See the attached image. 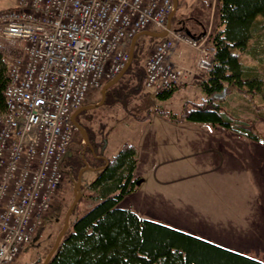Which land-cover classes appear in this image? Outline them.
<instances>
[{
	"label": "rangeland",
	"instance_id": "374dc122",
	"mask_svg": "<svg viewBox=\"0 0 264 264\" xmlns=\"http://www.w3.org/2000/svg\"><path fill=\"white\" fill-rule=\"evenodd\" d=\"M15 1L0 0V9L13 7ZM212 3L218 21L219 4L216 0H185L184 9L180 5L176 10L171 27L175 26L176 17L182 12L180 21L183 27L194 31V23L191 22L194 11L199 9L208 14ZM149 37L152 36H141L138 41L136 75L134 73L121 81L127 83L124 92L121 90V94L118 91L120 86H117L103 104L76 116V120L102 144L98 153L103 157H113L125 142L137 149L134 175L138 177V183L134 190L123 195L116 206L214 243L222 242L220 239L225 241L223 237L229 233L228 227L221 229L217 226L216 222L219 223L221 218L232 219L236 226H242L243 219H248L252 224L256 223L263 237H254V240L251 237L249 242L240 235L231 243L222 245L264 262V88L261 93L248 94L226 84L224 96L217 97L221 100V109L233 117L234 123L252 131L257 138L220 124L188 120L175 122L158 113L156 108L179 112L184 102L188 101L191 106V102L200 103L201 97L208 101V96L198 83L187 84L185 79L177 84L179 86L167 99H158L143 85L134 89L132 84L138 82V72L141 68L143 72L144 61L159 40ZM205 45L212 46L207 39ZM210 48L213 53V48ZM180 49L190 50L185 45ZM240 58L247 66L244 67L246 75L254 74L264 79L263 24L253 23L248 45L240 53ZM208 71L197 72L208 76ZM99 98L100 89H92L86 101L94 102ZM148 109H151L150 118H135ZM80 141L82 137L76 128L72 142L76 146ZM96 175L97 171L85 170L83 179L88 184ZM73 180L71 173L65 174L52 196L38 252L24 249L22 259L17 258L11 264L45 257L73 198ZM81 190L71 222L76 216L83 215L102 194L100 188L92 189L87 185H82ZM236 226L231 232L241 230Z\"/></svg>",
	"mask_w": 264,
	"mask_h": 264
},
{
	"label": "built area",
	"instance_id": "2783aa9c",
	"mask_svg": "<svg viewBox=\"0 0 264 264\" xmlns=\"http://www.w3.org/2000/svg\"><path fill=\"white\" fill-rule=\"evenodd\" d=\"M172 9V0H16L0 9V44L17 52L5 58L0 110V264L14 261L50 207L72 112L122 69L132 37L164 29ZM180 45L196 50L197 69L211 68L205 37L170 27L144 61L146 89L193 73L172 59Z\"/></svg>",
	"mask_w": 264,
	"mask_h": 264
},
{
	"label": "trees",
	"instance_id": "16d2710c",
	"mask_svg": "<svg viewBox=\"0 0 264 264\" xmlns=\"http://www.w3.org/2000/svg\"><path fill=\"white\" fill-rule=\"evenodd\" d=\"M217 1L219 20L223 27L211 36L212 67L207 78L199 81L208 101L203 100L198 104L191 102V106L186 101L179 112L162 108H156V111L175 122L188 120L220 124L237 133L257 138L244 126L236 125L233 117L221 109V100L214 95L225 89L226 84L248 94L262 92L264 79L245 74L244 67L247 66L243 64L240 53L248 45L253 23L259 22L264 27V0ZM173 18L174 15L171 21ZM141 36L146 35L137 37L131 63L119 80L109 87L107 98L117 86H120V93L121 90L124 92L127 88V83L121 82L124 77L136 75L134 68ZM16 53L12 47L0 44V61L3 63L0 66V110L3 109L6 86L5 57ZM138 73V82L132 84L134 89L144 86V68L143 72L141 68ZM104 82L106 80L102 84ZM178 86L158 92L155 96L167 99ZM150 115L151 109H148L142 115H135V118L146 120ZM85 129L89 134L88 129ZM136 156V147L125 142L113 157L93 159V165L103 163V166L97 170L96 177L87 187L100 188L101 197L83 215L74 218L48 264H264L239 251L140 217L128 208L117 207L123 195L134 190L138 183V177L134 175Z\"/></svg>",
	"mask_w": 264,
	"mask_h": 264
},
{
	"label": "crops",
	"instance_id": "0c3cea01",
	"mask_svg": "<svg viewBox=\"0 0 264 264\" xmlns=\"http://www.w3.org/2000/svg\"><path fill=\"white\" fill-rule=\"evenodd\" d=\"M179 1H178L177 9H178V7L180 5H181V9H184L185 0H179ZM217 3H218V1H217ZM213 5L214 4L212 3L208 14L206 12H203V11L199 10V9L194 11V16H193V18L191 20V22L194 23V25H193L194 31L190 30L188 27H185V26L183 27V24L180 21L182 19V12H181V14H179L178 17H176L175 26H173L172 28H174V29H183V30H185V31H187V32H189L191 34H201L203 37H205V41L207 39L209 41V43L212 45V42H211L212 34L217 29L222 28V26L220 24V20L216 21V19H215V14L214 13H215L216 10L213 9ZM218 10H219V6H218ZM175 14H176V12H175ZM175 14H174V17H175ZM172 22H173V20L171 21V26H172ZM157 41L158 40H156V42ZM182 46H184V45L178 46V48L176 49V51L174 52V54L172 56V59L177 64H179L181 66H184L186 68H189V69H191L193 71V73L191 75H188L185 78L187 84L190 83V82L191 83H195L196 82L199 85V81L203 80V79H206L207 76H202L199 72H197L199 70V69L196 68V64H195L196 63L195 61H196L197 52H196V50H194V49H192V48H190L188 46H186V47H188L190 50L180 49V47H182ZM210 47H212V46H210ZM199 87H200V85H199ZM88 102L92 103V102L87 100V103ZM216 224L221 229H223V226H224V227H228V230H229V233H227V235H225L223 237V238H225V241L220 239L224 243L216 242L219 245H222V244H226L227 245L228 243H231L230 241L232 239H234V238H236V237H238L240 235L242 237L247 238L249 242L251 241V237H252V240H254V237H259V238L263 237V233H262L261 230H259L256 227V223L253 222V224H252L250 222V220H248V219L247 220L243 219V225L242 226H240V225L236 226V223H232V219H228L226 217L223 218V219L221 218L219 223L216 222ZM233 226H236V227H238L241 230H239L238 232H236V231H232L231 232V229H233ZM232 243H235V242H232ZM226 245H222V246L227 247ZM227 248H230V247H227Z\"/></svg>",
	"mask_w": 264,
	"mask_h": 264
},
{
	"label": "water",
	"instance_id": "95a60500",
	"mask_svg": "<svg viewBox=\"0 0 264 264\" xmlns=\"http://www.w3.org/2000/svg\"><path fill=\"white\" fill-rule=\"evenodd\" d=\"M173 1V9L170 11V13L167 16V21H166V26L164 29L160 30V31H155V30H150V29H146V30H142L137 32L131 39L130 44H129V50H128V59L126 61V63L124 64V66L122 67V69L112 78L108 79L106 82H104L100 88V98L92 103H87V104H83L81 106H79L78 108H76L72 114H71V120L74 123V125L76 126V128L80 131L81 137H82V142L84 143V145L89 144V139H88V134L86 129L76 120V116L86 110V109H90V108H94L97 107L101 104H103L105 102L106 99V93L107 90L109 89L110 86H112L113 84H115L119 78L123 75V73L126 71V69L128 68V66L131 63L132 60V56H133V51H134V46H135V42L138 36L140 35H149L152 37H164L167 35L168 29L171 26V19L173 17V15L176 12L177 6H178V1L177 0H172ZM226 93L225 89L222 90V92L220 94H216L218 97H222L224 96V94ZM68 156V150L66 151V153L63 155L62 161ZM100 167H91V166H84L83 168H81L78 172L77 175V179L73 180V187H72V192H73V198L69 204V206L67 207L65 213H64V217H63V223L61 228L59 229L58 233L55 236V239L53 241V244L51 246V248L49 249V251L47 252V254L45 255L43 261L41 262V264H47L50 260V258L52 257L53 253L56 251L57 247L59 246L63 236L65 235V233L67 232L70 224V219L72 216V212L77 204V201L79 200L81 193H82V185H86L87 182H83L82 184V179H81V174L83 171L85 170H93V171H97ZM40 234L39 229L36 231L35 235H34V239H36Z\"/></svg>",
	"mask_w": 264,
	"mask_h": 264
},
{
	"label": "flooded vegetation",
	"instance_id": "af4514ba",
	"mask_svg": "<svg viewBox=\"0 0 264 264\" xmlns=\"http://www.w3.org/2000/svg\"><path fill=\"white\" fill-rule=\"evenodd\" d=\"M84 104H87V101ZM88 139H89V144H87V145H84V143L81 141L78 142V144L76 143V146H74L73 142L69 145L68 156L61 162V169L63 172V177L65 174L71 173L73 175L74 180H76L79 170L81 168H83L84 166L88 165V166L96 167V168L99 167L100 164L99 165H93L92 163H93L94 158H97V157L101 158L102 154L98 153V151H99V145H102V144L97 142V140L95 139V137L92 133L88 134ZM83 173H84V171L81 174L82 184H83V182H85V180L83 179ZM47 214L48 213H46L43 216L41 223L38 226V229L40 231L39 236L36 239H34V235H33L32 239L22 247V249L17 254L15 259H17V258L22 259L23 254H21V253L24 251V249L26 250V249L30 248L29 250L31 253L38 252L37 249H39L41 247L42 240H43V235L41 234V230L47 222V219H48ZM69 224L71 225V220H70ZM69 228H70V226H69ZM69 228H68V230H69ZM64 236H63V238H64ZM63 238H62V240H63ZM36 259H37V257H36ZM36 259L34 261H29V262L25 259L22 261V264H41V262L43 261L44 258L43 259L39 258L37 260Z\"/></svg>",
	"mask_w": 264,
	"mask_h": 264
},
{
	"label": "bare ground",
	"instance_id": "6f19581e",
	"mask_svg": "<svg viewBox=\"0 0 264 264\" xmlns=\"http://www.w3.org/2000/svg\"><path fill=\"white\" fill-rule=\"evenodd\" d=\"M156 38H159V37H156ZM161 39H162V37L159 38L158 42H159ZM158 42H157V43H158ZM157 43H156V44H157ZM175 51H176V50H175ZM175 51H174V52H175ZM174 52L172 53V56H173ZM211 67H212V65H211ZM174 86H176V85H174ZM171 87H173V86H171ZM171 87H169V88H171ZM169 88H167V89H169ZM225 89H226V88H225ZM147 90H148V89H147ZM164 90H166V89H164ZM148 91L150 92V94H152V95L155 94V95H156L158 92H161V91H163V90L158 91V92H156V93H153V92H151L150 90H148ZM221 92H222V91H221ZM221 92H219V93H217V94H220ZM214 97H218V96L215 94ZM203 100H205L204 97H203ZM203 100H202V101H203ZM101 158L104 159V160L107 159V158L103 157V155L101 156ZM99 164H100L99 167L102 168L103 163H99ZM91 181H92V180H91ZM88 183H89V182H88ZM76 217H77V216H76Z\"/></svg>",
	"mask_w": 264,
	"mask_h": 264
}]
</instances>
